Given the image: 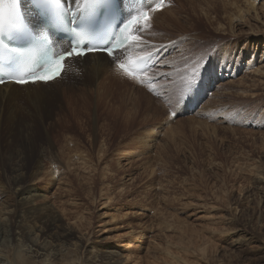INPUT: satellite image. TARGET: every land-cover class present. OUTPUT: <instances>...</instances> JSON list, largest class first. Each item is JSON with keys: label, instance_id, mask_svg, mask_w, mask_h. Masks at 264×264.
Segmentation results:
<instances>
[{"label": "rangeland", "instance_id": "rangeland-1", "mask_svg": "<svg viewBox=\"0 0 264 264\" xmlns=\"http://www.w3.org/2000/svg\"><path fill=\"white\" fill-rule=\"evenodd\" d=\"M252 1L167 0L122 54L161 48L144 86L110 62L91 80L71 67L53 85L69 91L41 105L0 104V250L11 264H31L34 240L53 264L110 251L121 264H164L190 241L198 264L208 254L264 264V0ZM200 79L215 80L209 98L172 118ZM18 178L36 195L28 206Z\"/></svg>", "mask_w": 264, "mask_h": 264}, {"label": "bare ground", "instance_id": "bare-ground-1", "mask_svg": "<svg viewBox=\"0 0 264 264\" xmlns=\"http://www.w3.org/2000/svg\"><path fill=\"white\" fill-rule=\"evenodd\" d=\"M256 1L257 0H253L248 5L252 9H254L255 5H256V3H255ZM26 12H27L28 17L30 18L31 13L28 10V8L26 9ZM158 13H159L158 11L153 13L151 18L149 19V21H151L153 19V16L158 15ZM158 26H159L158 28L160 30H162L163 28L165 30L167 28V27H165V24L164 25L160 24ZM168 28H169V26H168ZM134 43H135V41L133 43L129 44L127 47H125V49H123V51H122V54L125 53V51L129 47H131ZM152 52H154V51H151L148 53L146 52V54L144 53V54H140V55H134L133 58L138 57V56H144V55H147V54L152 53ZM86 60H88V62H85ZM80 62L81 63L83 62V64H81L80 66H77L76 64L80 63ZM110 62H111V60L103 54L91 55V56L87 55V56H85L84 59H72L70 61H67L68 68H66L64 70V72L62 73L60 78H58L52 82H49L47 84L37 83L34 85L29 84L26 86H19V85H16V84L13 85L10 83V84L3 85L2 87H0V104L25 101V102H33V103H37V104L41 105L44 100H48V101L54 100L58 95H64L69 91V88H63L62 90H58L56 88H53L54 87L53 85L59 84V81H63L68 76L69 71H70L69 69L71 67L73 68V71H74L73 75L80 74L83 72V74H85V76L93 74V75H90L89 77L94 76V75L101 76L104 72H107L110 69V66H111ZM75 72H77V73H75ZM76 79H78V77ZM149 79H148V81H150L152 78L150 80ZM90 80H88V81H90ZM75 81H77V80H75ZM78 81H80V79ZM93 81H94V79H93ZM96 83H98V82H96ZM109 83L107 85H109ZM81 84H82V82H81ZM45 87L46 88H52V89L47 90V89H44ZM110 90L112 91V88ZM43 104H45V103H43ZM75 105H77V104H75ZM15 194L18 198L19 203L22 205H25V206L30 205L36 199V195L34 194V192L32 190H30V187L21 178H18L16 180ZM6 233H7L6 227L0 223V244L2 246H4V238L7 236ZM60 235L63 239L70 240L71 237L73 236V233L69 230H63V231H61ZM182 240H183V238H182ZM184 243L182 244V251H183L184 256L179 257L178 256L179 254L178 255L170 254V255H168V261H165L164 264H198V261H197L199 258L198 256L192 260V255L195 254V251L191 250V248H192L191 241L188 242L187 245ZM235 245H237V244L235 243ZM174 246L177 248L176 245H174ZM175 247H174V249H175ZM202 248H207L206 244H205V247L203 246ZM169 250H171V249H169ZM46 252H47V250L45 248L44 241L34 240V241H32V246L30 247V249L26 252V257L31 261V264H53V263H50L47 259H43V260L41 259L43 255L46 256ZM204 252H201V255ZM216 256H217V254H216ZM118 257H119V255L117 253L110 251V252H108L107 255H104L102 257H97L95 259L89 258L88 261L91 264H121L122 261L119 260ZM207 260H208L209 264H211L210 263L211 259H209V254L207 256ZM214 262L217 263L216 261H214ZM0 264H11V262L3 255L2 250H0Z\"/></svg>", "mask_w": 264, "mask_h": 264}, {"label": "snow or ice", "instance_id": "snow-or-ice-1", "mask_svg": "<svg viewBox=\"0 0 264 264\" xmlns=\"http://www.w3.org/2000/svg\"><path fill=\"white\" fill-rule=\"evenodd\" d=\"M163 8V0H160L155 6V8L149 10V11H143L139 14H137L134 18L130 19L120 30V34L117 36L115 40V46H120L128 42H134L139 41L140 37L136 35H132L130 32V29L133 28V26L137 27V31H139L141 28L146 27L148 24L150 17V13L152 11H158L162 10ZM71 15L75 16L76 14L73 12ZM3 30V20H2V13H0V31ZM98 49H86V50H80L75 47L72 48V50L68 53H66L65 56H61L57 59H55L48 67L45 68V70L42 73L32 75L28 78L19 79L15 82L19 84H28V83H37V82H49L52 80H55L62 72L63 70V61L66 59V57H71L73 54L77 57H80L82 55L87 54V52H93L97 51ZM107 51L108 56H112L113 52L110 49L105 50ZM120 68L124 69L125 72L131 76L133 74L132 69H126L123 64L119 65ZM195 75L193 76L194 79ZM0 83H3L2 80H0Z\"/></svg>", "mask_w": 264, "mask_h": 264}]
</instances>
